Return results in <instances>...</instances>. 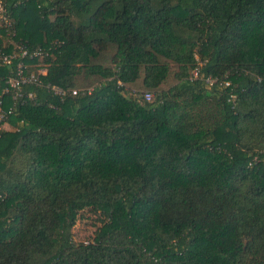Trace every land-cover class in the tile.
I'll list each match as a JSON object with an SVG mask.
<instances>
[{
  "label": "trees",
  "instance_id": "1",
  "mask_svg": "<svg viewBox=\"0 0 264 264\" xmlns=\"http://www.w3.org/2000/svg\"><path fill=\"white\" fill-rule=\"evenodd\" d=\"M3 3L0 264H264V0Z\"/></svg>",
  "mask_w": 264,
  "mask_h": 264
},
{
  "label": "built area",
  "instance_id": "2",
  "mask_svg": "<svg viewBox=\"0 0 264 264\" xmlns=\"http://www.w3.org/2000/svg\"><path fill=\"white\" fill-rule=\"evenodd\" d=\"M0 22H5L8 24V20L5 17V8L3 0H0ZM21 57H40L42 56V51H36L33 54L30 53L29 49L27 47H21L20 48ZM17 58V54H5L0 52V64L1 65H11L14 60ZM28 65L24 62L19 63L18 65V72L17 76L14 78H10L6 82V87L3 89V91L0 93V131L2 130L3 125L8 123V119L10 114L13 111V108H11L9 111L5 110V100L4 97L8 95L9 93H14V100H19L24 97L23 88L26 85L32 84V85H39L42 82V77L47 74V70L45 68H39L37 72L32 71L28 72L27 70ZM195 76H198V71L195 72ZM216 80L209 79L208 83L210 86L214 85ZM229 85V84H227ZM56 95H58L61 98H64L67 96L68 92L65 90H62L60 88H53L52 89ZM72 96H76L79 93V90H73L70 92ZM29 98H33L32 95L28 96ZM145 98L147 101H151L153 99L152 94L147 93L145 95Z\"/></svg>",
  "mask_w": 264,
  "mask_h": 264
},
{
  "label": "rangeland",
  "instance_id": "3",
  "mask_svg": "<svg viewBox=\"0 0 264 264\" xmlns=\"http://www.w3.org/2000/svg\"><path fill=\"white\" fill-rule=\"evenodd\" d=\"M6 43L8 41L6 40ZM83 88H87L90 82L82 80L80 82ZM92 87V86H91ZM90 87V88H91ZM12 127L9 123L3 125L1 131H10ZM77 220L72 230L73 238L79 243L93 242L97 234L106 222L105 216L100 214L94 207H76Z\"/></svg>",
  "mask_w": 264,
  "mask_h": 264
}]
</instances>
